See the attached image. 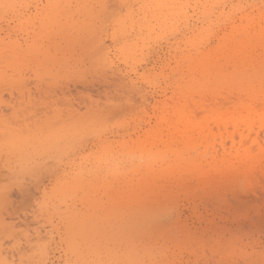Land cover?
Masks as SVG:
<instances>
[{
    "label": "rangeland",
    "instance_id": "rangeland-1",
    "mask_svg": "<svg viewBox=\"0 0 264 264\" xmlns=\"http://www.w3.org/2000/svg\"><path fill=\"white\" fill-rule=\"evenodd\" d=\"M263 16L264 0H0V264H264V169L198 179L159 123L199 98L181 93L193 65L224 69V37Z\"/></svg>",
    "mask_w": 264,
    "mask_h": 264
},
{
    "label": "bare ground",
    "instance_id": "bare-ground-1",
    "mask_svg": "<svg viewBox=\"0 0 264 264\" xmlns=\"http://www.w3.org/2000/svg\"><path fill=\"white\" fill-rule=\"evenodd\" d=\"M222 56L224 69L222 66L221 71L216 68L215 75L211 74L212 70L203 69L202 64L193 65L189 76L191 83L181 93L194 91L199 98L189 104L176 105L172 109L175 121L163 115L159 120L168 129L184 134L182 144L190 152V156H179L186 160L179 164H183L181 167H185L187 163L196 165L198 179L227 176L232 168L239 169L242 164L247 166L244 168L247 170L245 175L256 174L258 170L264 169V16L263 20L256 22L253 33L242 31L238 36L226 35ZM230 66L233 67L231 71L228 70ZM198 70H201L200 76L196 75ZM218 77L230 90L237 89L243 96L227 102L216 101L215 98L208 101V93L203 86L206 85L207 90L212 89ZM197 81V87H192ZM212 95L215 96L216 93L212 92ZM198 110L205 117L204 124H200ZM260 131L263 132L262 135ZM188 132L192 135L187 134ZM132 141L137 144L141 153L151 155V149H145L142 145L147 140L138 137ZM173 167L177 168L178 164ZM142 188L143 185H140L141 191ZM132 195L131 191L128 196ZM145 254L148 255L147 252Z\"/></svg>",
    "mask_w": 264,
    "mask_h": 264
}]
</instances>
